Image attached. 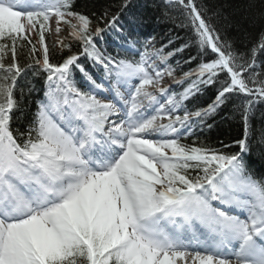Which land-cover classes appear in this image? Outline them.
Here are the masks:
<instances>
[{
    "label": "snow or ice",
    "instance_id": "1",
    "mask_svg": "<svg viewBox=\"0 0 264 264\" xmlns=\"http://www.w3.org/2000/svg\"><path fill=\"white\" fill-rule=\"evenodd\" d=\"M130 5L0 0V264H264V0L243 47L207 4L161 0L159 39ZM226 109L242 138L203 142Z\"/></svg>",
    "mask_w": 264,
    "mask_h": 264
},
{
    "label": "trees",
    "instance_id": "2",
    "mask_svg": "<svg viewBox=\"0 0 264 264\" xmlns=\"http://www.w3.org/2000/svg\"><path fill=\"white\" fill-rule=\"evenodd\" d=\"M198 4H207L213 10H217L226 18L224 23V32L226 35L236 41L243 47L248 41L249 35L255 36L259 30V25H252L250 17L253 9L249 7L250 0H196ZM119 0H75V10L88 14H99L105 7L111 6V10H115ZM161 0H131V12L136 13L142 18L143 31L152 35H157L159 38L170 27L169 24L162 21L161 17ZM127 17L121 14L118 24L126 22ZM95 27V25H93ZM66 34V33H65ZM48 42L51 44V37H48ZM53 59L59 60L60 53L53 50ZM18 84L24 86L25 100L22 112L18 118L14 120V126L19 125L24 127L35 111V100L43 98L44 79L42 77L28 76L25 81L21 78ZM28 85H31L34 90L29 94ZM264 111V106L257 105V114L253 118L255 128L261 126L260 112ZM243 136V127L238 118L234 115L231 109H226L221 115L215 118V122L211 129L206 130L201 136V140L207 144L219 147L223 144H234V142ZM234 150V149H233ZM249 160V166L254 175L259 178L264 176V158L259 153L254 152Z\"/></svg>",
    "mask_w": 264,
    "mask_h": 264
}]
</instances>
